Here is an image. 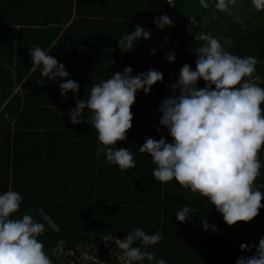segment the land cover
Instances as JSON below:
<instances>
[{"label":"trees","instance_id":"16d2710c","mask_svg":"<svg viewBox=\"0 0 264 264\" xmlns=\"http://www.w3.org/2000/svg\"><path fill=\"white\" fill-rule=\"evenodd\" d=\"M103 1L109 2L102 0L101 4ZM155 1L172 25L165 30L142 28L163 31L172 45L153 47L157 56L151 55L149 62L136 53L138 73L151 68L159 70L163 79L148 94L136 93L138 109L133 113L130 107L132 127L124 141L115 143L117 148L132 149L135 167L121 171L98 152L102 145L94 128L84 121L75 125L69 121L74 94L69 91L62 97L58 78L41 85L44 78L29 55L32 45L46 49L64 65L69 74L65 79L79 84L75 98L86 99L89 93L85 91L109 78L112 71L104 44L89 43L84 34L88 22L84 16H94L100 0H0V192L11 189L24 197L17 218L28 213L39 221L36 209L43 208L59 226L55 232L45 225L38 237L53 264H65L68 251L78 253L102 236L124 239L136 227L148 234H162L163 239L146 250L169 264H235L238 257L255 253V248L241 251L240 244L257 245L264 235V207L251 221L229 226L206 197L175 181L153 178L155 165L148 154L139 152L145 137L159 140L163 136L166 142L171 141L158 123L156 109L171 94L170 85L178 78L179 69L187 63L195 70L194 45L188 43L183 50L176 47L177 41L191 39L192 19L197 25L201 17L213 12L216 32L230 36L229 46L222 43L225 50L256 57V73L264 87V22H260L264 10H257L251 0H234L226 10L216 7L217 0H206L207 7L200 0H195L198 7L190 3L194 0ZM72 30L76 31L70 33ZM170 50L175 54L172 63L165 59ZM125 60L130 63L128 55ZM204 86L199 80L198 87ZM84 115H89L87 110ZM258 155L264 164V146ZM260 171L255 183L264 185V167ZM186 203L192 205L195 212L191 214L195 215L190 216V222L181 223L175 213ZM202 219L215 225L216 231L202 230ZM142 264L149 262L145 259Z\"/></svg>","mask_w":264,"mask_h":264},{"label":"clouds","instance_id":"9594fccd","mask_svg":"<svg viewBox=\"0 0 264 264\" xmlns=\"http://www.w3.org/2000/svg\"><path fill=\"white\" fill-rule=\"evenodd\" d=\"M233 2L217 0L216 7L226 10ZM200 3L207 7L206 0ZM251 3L257 10H264V0H251ZM153 23L161 30L171 26L172 20L161 15ZM196 23L192 19V24ZM189 31L196 42H201L193 50L195 70L185 63L170 85L171 94L156 109L160 113L158 123L167 130L171 141L166 142L163 136L159 140L145 137L139 152L150 156L155 165L152 177L156 180L175 181L206 197L229 226L238 221L249 222L264 207L261 204L264 185L255 183L264 167L258 155L264 146V87L260 86L261 76L256 73L259 61L254 56L230 53L210 34ZM140 39H150V31L136 25L117 40V47L131 51ZM149 51L152 55L156 53L154 48ZM29 55L44 78L41 85L58 78L60 95L66 98L69 91L74 94L75 107L67 113L68 119L74 125L84 121L96 130L97 141L102 145L98 152L104 154L106 161L121 171L135 167L132 149L117 148L115 143L124 141L132 127L130 107L136 93L148 94L155 83L162 81V73L150 68L133 75L128 66L122 73L116 72L93 84L88 97L81 100L75 98L79 84L65 79L69 74L64 65L46 49L32 45ZM165 59L174 62V52L170 50ZM199 80L205 82L203 88L198 87ZM23 199L15 190L0 192V264H53L38 237L44 233L45 225L55 232H59V226L43 208L36 209L39 221L28 213L17 218L15 214ZM194 212L192 205L186 203L175 213V218L181 223L190 222ZM201 227L216 231V226L204 219ZM162 239L159 232L148 234L136 227L123 240H115V244L129 264H142L145 259L149 264H169L146 250ZM239 247L245 252L255 248V253L238 257L235 264H264V235L257 245L241 243Z\"/></svg>","mask_w":264,"mask_h":264},{"label":"crops","instance_id":"0c3cea01","mask_svg":"<svg viewBox=\"0 0 264 264\" xmlns=\"http://www.w3.org/2000/svg\"><path fill=\"white\" fill-rule=\"evenodd\" d=\"M103 2L105 4H101L102 0H100L98 7H94L95 9L92 8L94 10V16H84V19L88 20L87 25L85 26L84 34H87L86 38L89 40V43L104 44L107 55L109 56L108 63L112 68V71L109 72V77L116 72L122 73L123 69L128 66L132 68L133 75H136V73L138 74L137 70H139V64L134 60V58L137 57L136 53L145 55L144 57L146 61L149 62L152 55L149 49H153V47H156L157 45L164 47L162 43L168 46L172 45L171 40H165V34L163 31L160 33H155L149 30L150 39H140L133 50L122 51L119 47H117V40H119L121 36L127 34V31L130 32L134 30V26L136 25L141 27H155L153 20L165 14L162 10V7L160 6V3L155 0H109L107 4L106 1ZM190 3H192V5L195 4L193 7L200 6L199 2H195V0L190 1ZM210 15H204L201 17L199 23L192 26L194 31L191 32L196 33L202 31L217 38L221 43L229 41L230 36H228V34L222 35L223 33L216 32L217 29L215 28L217 25V16H215L213 12H211ZM260 22L263 23L264 18H261ZM103 30L108 31L107 33H104ZM189 30H192V28ZM189 30L188 33H190ZM74 31L76 30H72L70 33H73ZM188 43L194 45L196 48L201 42H196L192 35L189 41H177L176 47L179 48V50H183V47H186ZM226 45L229 46V43ZM226 48L227 47H225V49ZM261 48L264 49V45H262ZM127 55L130 62L129 64L127 63V60H125ZM84 56L79 58L83 59ZM152 56L157 55L155 54ZM194 57L196 58L195 55ZM153 67H155V65ZM164 73H167V71ZM85 92L89 93V91ZM135 109H138V102L136 100L131 107V111L135 113Z\"/></svg>","mask_w":264,"mask_h":264},{"label":"built area","instance_id":"2783aa9c","mask_svg":"<svg viewBox=\"0 0 264 264\" xmlns=\"http://www.w3.org/2000/svg\"><path fill=\"white\" fill-rule=\"evenodd\" d=\"M166 1L170 4L173 0ZM117 239L123 240L117 236L106 235L96 244L83 246V250L78 253L68 251L65 264H129L127 258L118 253L119 249L115 244Z\"/></svg>","mask_w":264,"mask_h":264}]
</instances>
